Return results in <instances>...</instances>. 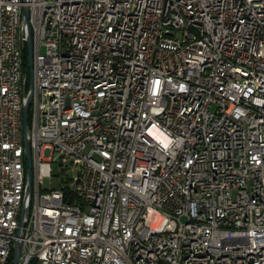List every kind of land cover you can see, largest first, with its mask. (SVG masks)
<instances>
[{
    "label": "built area",
    "instance_id": "2783aa9c",
    "mask_svg": "<svg viewBox=\"0 0 264 264\" xmlns=\"http://www.w3.org/2000/svg\"><path fill=\"white\" fill-rule=\"evenodd\" d=\"M23 5L0 0V264L30 190ZM27 5L18 264H264V0Z\"/></svg>",
    "mask_w": 264,
    "mask_h": 264
},
{
    "label": "water",
    "instance_id": "95a60500",
    "mask_svg": "<svg viewBox=\"0 0 264 264\" xmlns=\"http://www.w3.org/2000/svg\"><path fill=\"white\" fill-rule=\"evenodd\" d=\"M24 3L22 7V19H23V33L25 38V44L27 45L28 55H29V69H30V79L32 82V65H33V55H34V41L32 35V29L30 24V10L27 5L28 0H22ZM33 99V87L31 84L30 90L24 100L23 103V135H24V146H25V154L27 157L28 163V184H29V192L27 199L24 202V206L22 209L21 221H20V228L17 233V240L14 242V255H13V264H18L19 259L22 256V242L21 237L23 235L24 226L26 224V213L29 210V198L31 195L32 190V182H33V175H32V150H31V139L29 135V114H30V105Z\"/></svg>",
    "mask_w": 264,
    "mask_h": 264
},
{
    "label": "trees",
    "instance_id": "16d2710c",
    "mask_svg": "<svg viewBox=\"0 0 264 264\" xmlns=\"http://www.w3.org/2000/svg\"><path fill=\"white\" fill-rule=\"evenodd\" d=\"M23 66H24V72L27 75L26 92L28 93L30 90V69H29V55H28V49H27L26 44L24 45V48H23ZM31 116L32 114L30 110L29 120H28L29 124H31ZM8 264H13V255H11Z\"/></svg>",
    "mask_w": 264,
    "mask_h": 264
},
{
    "label": "rangeland",
    "instance_id": "374dc122",
    "mask_svg": "<svg viewBox=\"0 0 264 264\" xmlns=\"http://www.w3.org/2000/svg\"><path fill=\"white\" fill-rule=\"evenodd\" d=\"M44 157L47 159V158H49V157H51V152L50 151H46L45 153H44ZM52 169H53V183H55V182H57L58 181V178L59 177H57L58 176V174H60V172H61V169H60V166L57 164V163H54V164H52ZM53 188H55V185L53 186Z\"/></svg>",
    "mask_w": 264,
    "mask_h": 264
}]
</instances>
